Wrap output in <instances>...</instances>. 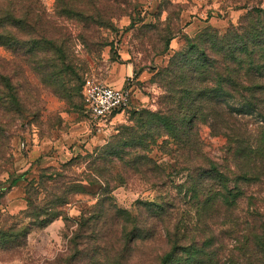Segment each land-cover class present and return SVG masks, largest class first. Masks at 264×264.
<instances>
[{"label": "trees", "instance_id": "obj_1", "mask_svg": "<svg viewBox=\"0 0 264 264\" xmlns=\"http://www.w3.org/2000/svg\"><path fill=\"white\" fill-rule=\"evenodd\" d=\"M58 2L82 23L107 25L99 14H86L88 11L67 3L69 0ZM38 5L39 0H0V48L11 51L15 58L25 57L40 80L58 92L56 83L64 76L76 79L78 68L67 40L35 20L41 9ZM160 75L164 93L159 109L136 112L130 124L120 127L91 159L89 173L72 179L66 174L70 163L63 165L55 177L47 178L54 188L46 190L43 201L35 183H29L27 208L22 213L29 222L21 220L0 229V252L21 249L34 229H45L61 217L59 208L80 194L97 196L98 201L93 215L79 218L71 241L74 254L82 253L79 240H95L100 251L111 235L125 245L154 240L162 224L171 250L161 264H217L231 240L233 250L247 259L242 264H264V123L249 128L239 120L242 115L229 106L230 101L238 100L264 122V7L253 5L238 26L199 31L170 58ZM25 107L13 75L6 74L0 59L1 141L8 139L4 112ZM202 126H207L211 136L225 139L219 156L206 150ZM161 139H165L162 151H171L173 144L176 159L189 163L186 180L174 187L187 207L179 208L177 196L166 192L174 181L151 156ZM118 167L142 175L165 192L156 200L138 201L137 215L131 216L113 201L110 184L123 179L113 178ZM95 186L98 190L89 192ZM137 221L142 228L134 226Z\"/></svg>", "mask_w": 264, "mask_h": 264}, {"label": "rangeland", "instance_id": "obj_2", "mask_svg": "<svg viewBox=\"0 0 264 264\" xmlns=\"http://www.w3.org/2000/svg\"><path fill=\"white\" fill-rule=\"evenodd\" d=\"M67 3L88 11L86 14L105 17L107 25L101 28L82 23L80 17L62 10L58 0H39L41 9L35 20L56 37L67 40L78 68L76 79L64 76L56 83L58 92L40 80L25 57L15 58L11 51L0 48L2 66L6 74L13 75L26 106L12 114L5 111L2 117L8 125V139H0V229L21 220L29 222L22 218V213L27 208L25 191L30 182L35 183L39 200L47 199L46 190L54 188L48 177H55L68 163L71 166L66 174L72 179L89 173L91 159L118 134L120 127L130 124L136 112L159 109L164 93L160 72L188 39L208 27L226 30L238 26L253 5L260 3L264 7V0H69ZM83 37L90 44H85L87 40ZM87 78L129 91L130 108L105 123L93 121L86 113L81 92ZM229 106L242 115L239 120L249 128L264 123L257 112L238 100L230 101ZM201 134L206 150L212 149L219 156L225 139L211 136L207 126H202ZM164 140L153 147L151 156L174 181L166 192L177 196L179 208L187 207L183 195L174 187L186 180L189 163L176 159L173 144L171 151H162ZM113 173V178H123L110 184L113 201L131 216L137 215L138 201L156 200L165 192V188L150 185L142 175L120 167ZM96 190L95 186L89 192ZM97 201V196L74 194L67 205L59 208L61 217L45 229H34L21 249L0 252V264H161L163 256L171 250L162 224L158 225L154 240L142 239L125 245L122 239L111 235L106 237V246L101 245L104 251L96 249L99 243L95 240H79L82 244L78 250L82 253L74 254L71 241L79 218L82 214L93 215ZM134 226L143 227L139 221ZM234 246L232 240L226 243L217 264L247 263L245 255L233 250Z\"/></svg>", "mask_w": 264, "mask_h": 264}, {"label": "built area", "instance_id": "obj_3", "mask_svg": "<svg viewBox=\"0 0 264 264\" xmlns=\"http://www.w3.org/2000/svg\"><path fill=\"white\" fill-rule=\"evenodd\" d=\"M82 95L87 115L96 122H107L114 115L130 108L131 104L129 91L90 78L85 80Z\"/></svg>", "mask_w": 264, "mask_h": 264}, {"label": "crops", "instance_id": "obj_4", "mask_svg": "<svg viewBox=\"0 0 264 264\" xmlns=\"http://www.w3.org/2000/svg\"><path fill=\"white\" fill-rule=\"evenodd\" d=\"M108 85H109V84H108ZM110 86L115 87V88H122V87H117V86H113V85H110ZM118 115H119V114H118ZM118 115H117V116H118Z\"/></svg>", "mask_w": 264, "mask_h": 264}]
</instances>
